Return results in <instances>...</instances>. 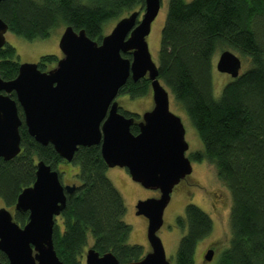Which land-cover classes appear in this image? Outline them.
Returning a JSON list of instances; mask_svg holds the SVG:
<instances>
[{
    "label": "trees",
    "instance_id": "16d2710c",
    "mask_svg": "<svg viewBox=\"0 0 264 264\" xmlns=\"http://www.w3.org/2000/svg\"><path fill=\"white\" fill-rule=\"evenodd\" d=\"M143 6L144 0H4L0 18L7 31L28 41L71 26L99 42L107 22ZM218 46L244 57L248 68L227 82L215 99L211 68ZM57 60L42 55L37 67L46 71ZM19 65L15 49L5 43L0 48V78L14 79ZM157 67L159 81L202 143V150L188 158L213 166L230 193L229 247L219 264H264V0H168ZM149 90V80H128L119 93L136 98ZM10 97L15 98L13 92ZM18 111L22 119L20 107ZM119 111L132 116L121 107ZM130 130L137 133V125ZM19 135V154L9 161L0 158V199L6 208H13L21 190L33 183L38 160L52 169L65 162L52 145L37 143L23 123ZM70 163L79 168V184L66 194V205L55 218L57 257L64 264H84L83 251L90 244L100 255L111 252L120 264L141 259L142 247L128 242L131 227L123 221L125 204L106 175L100 146L78 147ZM13 218L22 226L28 213L13 211ZM176 223L187 229L175 264H193L197 244L210 234L212 220L188 204ZM0 261L7 262L1 252Z\"/></svg>",
    "mask_w": 264,
    "mask_h": 264
},
{
    "label": "water",
    "instance_id": "95a60500",
    "mask_svg": "<svg viewBox=\"0 0 264 264\" xmlns=\"http://www.w3.org/2000/svg\"><path fill=\"white\" fill-rule=\"evenodd\" d=\"M160 5L161 0H144L142 12L117 20L99 42L84 30L66 26L58 42L62 56L53 67L41 71L36 63L24 62L14 79L0 78L1 159L9 161L19 154L23 123L37 143L52 145L65 161L73 159L78 147L99 145L107 168H125L134 182L159 192L158 197L135 204V214L147 220L149 250L141 259L123 264H170L157 232L173 188L192 172L183 123L169 109V92L158 79L146 41ZM7 30L0 18V48ZM240 67V58L230 50H223L216 62V69L232 78L238 77ZM144 77L150 83L153 106L135 123L133 116L119 111L116 97L128 80ZM12 92L15 98L10 97ZM133 124L138 128L135 134L130 130ZM75 187L63 185L58 171L37 161L33 183L21 190L13 207L28 213L27 221L19 225L6 207H0V252L7 259L0 264H64L56 255L52 234L66 194ZM213 254L208 250L204 259L210 261ZM84 264L120 263L111 252L100 255L88 248Z\"/></svg>",
    "mask_w": 264,
    "mask_h": 264
},
{
    "label": "rangeland",
    "instance_id": "374dc122",
    "mask_svg": "<svg viewBox=\"0 0 264 264\" xmlns=\"http://www.w3.org/2000/svg\"><path fill=\"white\" fill-rule=\"evenodd\" d=\"M189 2L190 0H184ZM168 0H161L159 12L153 22L151 29L146 37L148 48L153 61L157 65V54L160 42V33L165 21L166 8ZM142 8H136L135 11L142 12ZM128 15V14H127ZM126 16V15H125ZM140 18V16L138 17ZM117 20H112L104 25V35L108 34ZM64 27L53 29L49 37L45 39H34L31 41L25 40L10 31L5 33V41L11 45L18 57L20 63H36L40 56L46 54L55 55L58 59L61 58L58 42L63 32ZM230 50L223 46H218L212 57L211 80H212V95L218 99L223 87L229 82L232 77L221 73L216 69V62L220 53L223 50ZM237 55L241 60L239 73H243L248 68L247 61L237 52L230 50ZM128 57V56H127ZM119 107L134 115V122L141 120L143 112L150 110L153 106L151 90L144 96L131 98L127 92L119 93L116 97ZM169 109L171 112L181 118L185 129V140L188 143V150L185 155L189 157L194 152L202 150V143L183 111L173 101L169 93ZM192 172L182 179L172 190L170 200L163 212V223L157 232L162 241L166 259L170 264H175L176 251L180 238L186 232L185 227H180L176 223L178 216H183L185 206L194 204L203 210L212 220V230L210 234L198 242L193 264H219L220 258L229 247L230 240V208L231 197L228 188L221 182L213 166L206 162H197L190 160ZM59 173V179L63 185L79 184L77 177L79 168L77 165L70 162H63L55 167ZM106 175L112 182L114 187L121 194L124 204L125 213L123 221L131 227L128 242L130 244H138L142 247L145 253L149 250V245L146 238L147 220L142 215L135 214V204L138 200H143L148 197H158L157 190H149L142 187L139 183L134 182L125 168L112 167L107 168ZM0 207H4V203L0 199ZM12 214L14 209L7 208ZM207 246L214 247V254L210 261L204 259ZM90 248V244L83 251V263L85 251Z\"/></svg>",
    "mask_w": 264,
    "mask_h": 264
},
{
    "label": "flooded vegetation",
    "instance_id": "af4514ba",
    "mask_svg": "<svg viewBox=\"0 0 264 264\" xmlns=\"http://www.w3.org/2000/svg\"><path fill=\"white\" fill-rule=\"evenodd\" d=\"M127 58H131V54L130 53H128V57ZM143 79H145V80H147L148 78L147 77H144ZM150 84V83H149ZM152 108V107H151ZM132 116H134V115H132ZM135 117V116H134ZM133 117V118H134ZM210 249H212L213 251H214V247L213 246H207L206 248H205V251L207 252L208 250H210Z\"/></svg>",
    "mask_w": 264,
    "mask_h": 264
},
{
    "label": "bare ground",
    "instance_id": "6f19581e",
    "mask_svg": "<svg viewBox=\"0 0 264 264\" xmlns=\"http://www.w3.org/2000/svg\"><path fill=\"white\" fill-rule=\"evenodd\" d=\"M62 55V54H61Z\"/></svg>",
    "mask_w": 264,
    "mask_h": 264
}]
</instances>
